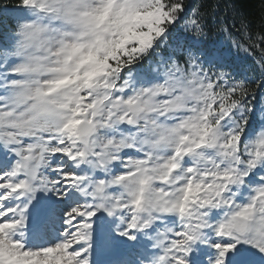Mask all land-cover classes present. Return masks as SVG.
<instances>
[{"label": "snow or ice", "instance_id": "snow-or-ice-1", "mask_svg": "<svg viewBox=\"0 0 264 264\" xmlns=\"http://www.w3.org/2000/svg\"><path fill=\"white\" fill-rule=\"evenodd\" d=\"M0 264H264V0H0Z\"/></svg>", "mask_w": 264, "mask_h": 264}]
</instances>
